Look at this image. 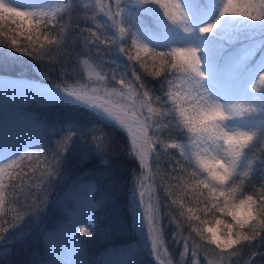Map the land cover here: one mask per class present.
<instances>
[{
	"label": "snow or ice",
	"instance_id": "1",
	"mask_svg": "<svg viewBox=\"0 0 264 264\" xmlns=\"http://www.w3.org/2000/svg\"><path fill=\"white\" fill-rule=\"evenodd\" d=\"M138 3L139 7L135 8L129 6L130 0H115L114 8L111 4H100L105 19L98 21L95 15L84 17L92 21V26L81 27V18L77 17L73 22L72 9L66 5L57 4L47 10L25 6L30 10L21 11L22 6L12 0H0V44L42 62L63 61L62 66H66L73 57H91L95 49V56L101 61L98 64L101 71H104V56L115 54L117 58L111 63L117 68L120 66L117 62L120 54L126 56L124 71L110 70V80L118 87L87 90L49 81L42 84L49 95L38 92L36 97L42 103L72 105L80 102L91 105L127 130L131 152L146 170L139 177L138 194L135 190L132 193L130 211L133 226L146 232L152 255L160 264H164L160 254L164 246L165 217L170 224L175 223L177 238L183 245L181 256L190 255V264H201V256L207 258L212 255L218 264H231V257L237 255L234 246L252 247L254 250L249 253L252 259L245 261V264H252L258 255L255 242L264 243V136L261 135L264 120L259 121L260 126L257 127H244L240 123L250 114L261 111L250 102H234L241 99L230 94L233 89L237 91L241 82L242 62L221 70L209 58L205 67L201 46L186 40L196 30L194 15H200L195 11L194 0H138ZM126 12L130 14L127 17ZM64 16L69 20L62 23ZM145 16L151 17L150 23L144 20ZM228 16L264 20V0H221L218 14L211 22L200 25L199 33L213 32ZM174 44L183 46L172 47ZM78 45L82 50H78ZM160 48L168 50L158 51ZM130 49H136L135 56L130 54ZM259 54L264 56V51ZM150 62L153 66L151 71ZM83 63L91 69L88 60ZM129 69L131 80L128 79ZM93 71L89 72L90 76ZM161 71L180 83L176 85L173 80L161 78V94L155 95L146 77H159ZM95 75L101 82H108L107 72L101 75L95 71ZM255 76L251 89H264V66ZM224 86L229 93L221 91ZM173 87L177 91L173 92ZM229 120L237 123L229 127ZM31 124L40 130L37 139L24 147L6 145L0 149V242H3L0 243V260L10 264V246L24 244L31 233V229L25 233L18 228V222L32 216L39 219L42 207L50 204L62 208L69 221L54 230L39 232L45 255L34 252L29 264H88L82 259L80 244L81 234L86 237L93 235V214L101 204L93 195L95 187L84 177L73 189L81 199L66 195L63 199L56 197L50 201L47 191L56 182L54 177L61 178L59 169L63 154L69 150L74 138L78 134L82 137L84 133L69 132L58 140L49 161L47 157L42 159L46 149L42 125L39 121ZM165 132L168 133L166 138L163 136ZM177 133H186L187 142ZM254 144L256 147L248 155L247 150ZM172 150L179 151V158L171 155ZM95 152L100 153L102 164L108 163L103 159L100 145L96 146ZM165 153L169 154L166 163L171 167L161 170L160 158ZM88 159L90 153L81 152V162ZM258 163L260 179L252 183ZM153 165L156 173L152 171ZM105 174L101 172V175ZM156 176H159V184ZM32 177L40 180L36 185L37 191L23 196L17 185L31 189L29 181ZM256 184H260L259 191ZM158 188H163L166 197L171 198L170 202L166 199L163 205L167 212L162 210L161 200L156 194ZM10 195L17 202L23 196L21 207L24 211L13 209L17 215L5 219V202ZM202 216H211V219H202ZM224 216L230 217L231 222L223 219ZM185 226L186 236L183 234ZM67 231L73 232L79 253V258L72 261L62 259L56 248L58 240ZM164 252L167 254V249Z\"/></svg>",
	"mask_w": 264,
	"mask_h": 264
},
{
	"label": "trees",
	"instance_id": "2",
	"mask_svg": "<svg viewBox=\"0 0 264 264\" xmlns=\"http://www.w3.org/2000/svg\"><path fill=\"white\" fill-rule=\"evenodd\" d=\"M80 2L82 1L68 0L67 6L72 9L71 19L73 22H75L77 17L81 18L80 21L84 20L83 18L86 17V15L83 17L84 11L80 7ZM130 4V7H139L138 0H130ZM61 15H63V13H61ZM91 16L93 15L91 14ZM95 16L98 21L103 20V14ZM68 20L69 17L64 16V21H62V23L67 22ZM144 20L150 23L151 17L145 16ZM89 22L92 24V21L88 20V22H85L86 24L80 23V26H89V24H87ZM12 27H15V25H12ZM254 39L261 42V48L264 47V20L252 21L247 18L225 17V20L217 27V29L204 35L205 43L203 45V57H205V60L210 58L213 63L217 62V60L229 54V50L234 46ZM181 46L182 45L179 44L172 45V47ZM77 47L78 50H82L79 45ZM10 50L14 49L7 48L5 45L0 44L1 73L24 75L30 78L51 81L52 83L59 84H70L72 82L85 80L82 71L80 69H75L72 66L75 59H72L66 66H62L63 61L57 63L50 60H45L43 62L40 61L39 64L36 65L35 61L21 57L20 53L19 56L8 55L7 52ZM157 50L167 51L168 49L160 48ZM133 52L134 51L130 49V53ZM92 56L99 64L101 63L100 58L95 56V49H93ZM114 57L115 54L112 53L104 56L102 62V67L104 69L103 72L110 70V67L113 64L111 61ZM156 67L158 68L159 65L157 64ZM152 68L153 66L150 62L149 71H151ZM129 72L131 73L130 69ZM45 73L47 75H45ZM110 76L111 75L109 74L108 82L113 84L110 80ZM171 77L173 76H166L165 72L161 71L159 77L148 76L146 79L149 82V86L154 89V94L156 95L161 92V78L169 80ZM253 83H255V81L251 82V84ZM165 88H167V84H165ZM255 92L264 97V89ZM56 105L61 108V112L64 111V108L67 109V111L61 113L62 119L59 122H54V115L57 109L55 107L51 108V105L37 102H30L23 105L26 109L34 111L37 117L43 121L42 131L45 132L44 147L46 149L42 154V159L43 157H47V160L50 161L56 142L61 140L62 137L66 136L69 132L84 133L82 137L78 134L74 138V142L70 144L69 150L63 154L64 159L62 167L59 169L61 178L54 177L53 179L56 180V182L51 184L47 189L50 201L54 200L56 197L63 199L69 191L68 188L72 186L76 179L84 177L94 179L96 187L93 195L98 201H101V204L95 210L96 224L93 225V235L86 237L81 234L80 246L82 252L85 255L87 254L88 258H95L111 248H117L118 250L123 251L128 245L136 243L138 245V253L143 256L142 262L144 264V262L149 259V256L144 251L141 242L137 238V234L132 225L133 217L130 211L132 203V184L139 180V177L143 173V168L134 153L131 152V144L128 136L116 124L105 120L89 109L77 107L73 104L66 105L63 103H56ZM257 106L261 111L250 114L245 119L264 117V105ZM53 129L55 131H52ZM167 135L168 133L165 132L163 134L164 138H166ZM177 135L179 138H188L186 133L184 135L177 133ZM93 137H96V139L93 140ZM97 145L101 146L103 159L108 161L107 164H102L100 162L102 157L99 152H95ZM85 151L90 153V159L81 162L80 154ZM171 155L179 158V151L172 150ZM168 159V153L161 156V170L171 167V165L166 163ZM152 170L154 173L157 171L154 165ZM102 171L106 174L101 175ZM91 173H95V175ZM259 179L260 168H257L256 172L253 174L252 183H255ZM156 182L159 184V176H156ZM29 183L32 185L31 189L24 188L22 184L17 185V187L22 189L23 196H29L36 193V185L40 183V180L36 177H32ZM255 187L257 191H259L260 184H256ZM158 192L163 205L166 199L168 202L170 201L171 198L166 197L163 188H158ZM249 194H251V191ZM23 196L19 202H17L15 197L11 195L6 198L5 219H11L17 215V212L13 211V209H18L20 212L24 211L21 207V204L24 202ZM57 208L59 210H57ZM62 210V208L49 204V206L42 207L39 219H37L36 216H32L25 217L23 221L18 222V228L22 229L25 233H28L31 229V233L24 244L16 243L10 246L12 249L10 264H29L34 252H37L38 249V253L44 250L43 240L39 239V232L43 230L50 231L51 229L59 227L63 218ZM162 210L164 212L168 211V209L164 207H162ZM217 215L220 214L217 213ZM225 217L226 216L222 218ZM226 218L231 222L229 217ZM202 219H211V216H202ZM163 225L164 242L170 256L172 257L173 263L190 264V255L184 257L181 256L183 245L177 238L178 234L175 223L170 224L168 218L165 217ZM13 232H15V229ZM183 234L185 236L188 235L187 226H185ZM255 244L258 245V247H255V251L258 252V255L253 258L252 264L258 263V259L261 255L260 253H262L259 251V248L264 246V243L260 244L259 240H257ZM234 247L237 248V255L231 257V264H243L246 260L252 259L249 255V253L254 250L252 247ZM183 258H185L184 261H182ZM207 258L201 256V264H208L209 260ZM0 264H4L3 260H0Z\"/></svg>",
	"mask_w": 264,
	"mask_h": 264
},
{
	"label": "rangeland",
	"instance_id": "3",
	"mask_svg": "<svg viewBox=\"0 0 264 264\" xmlns=\"http://www.w3.org/2000/svg\"><path fill=\"white\" fill-rule=\"evenodd\" d=\"M42 1H43V4L40 3V0H12L14 4H18L22 6L20 9L21 11L30 10V9L24 8L25 6L45 8L47 10V8H50L57 4H63L66 6L68 5V0H42ZM81 1L82 2H80V7L84 11L83 17L85 15L86 17H90L91 14L92 15L103 14V19H105L104 13L101 12L100 10V4H111L113 8L115 7V0H81ZM194 4H195V11L198 12L200 15L198 17L194 15L193 19H194V25L196 26V30L191 35L187 36L186 40L187 42L193 43L197 46H201V49H202L201 55L203 57L204 56L203 45L205 43V40H204L205 34L199 33L198 27L202 25L203 23L211 22L216 17V15L218 14L219 7L221 5V0H194ZM129 6H131V4ZM125 15L127 17L130 14L126 12ZM85 22H88V20L84 19L80 21L81 24H86ZM87 24H89V26H92L91 22ZM109 31H111V29H109ZM108 34L111 35V32H109ZM128 42L129 44L131 43L130 40ZM132 50L134 52L130 54L135 56L136 49H132ZM229 51H230L229 54H227L226 56L222 57L221 59L217 60V62H214V63L217 65L219 69L227 70L233 64L242 62L243 72L241 76V82L238 85L237 91L233 89L230 92L231 95L241 100L234 101V102L247 101L255 105H264V97L257 94L250 87L251 82L255 81L256 79L255 73L262 66H264V56L259 54L261 51H264V47L261 48V42L257 39L248 40V41L243 42L242 44L234 46ZM7 54L8 55L11 54L12 56H19V52H15V50H10L7 52ZM20 54H21V57H25V59L27 60L35 61L36 65H38L40 62V60H37L36 58L32 56H28L23 53H20ZM141 54H144V53L141 52ZM116 58L117 57L115 56L114 59ZM73 59H75V62H73L72 66L75 69H80L82 71V74L85 80L72 82L67 85L74 87V88L83 87L87 90H91L94 87L96 88L107 87L109 89L113 87H118V85H116L115 83L111 84L110 82H107L105 84L97 78V76L95 75V71H99L101 75H105L106 72L101 71V68L98 67L99 63L93 56L89 57V56L82 55L79 57V59L75 57H73ZM84 60L89 61V64L91 65V69L84 65L83 63ZM117 62L120 65L119 68L116 67V64H112L110 67V70L116 69L117 73L124 71L125 63H127V57L124 56L123 54H120L119 60ZM205 67H207V60H205ZM93 69L95 71H93L92 75L90 76L89 72ZM110 70H107V75L109 74L111 75ZM18 77H24V76H18ZM132 78L133 77L128 70V79L131 80ZM117 79H119V75L117 76ZM33 80H36V79H33ZM169 80H173L174 84L176 85H179L180 83V81L178 79H175L174 77H171ZM36 81L41 85V87L35 86L34 84L27 82V80L21 79V78L17 79V82H15V81L9 80L8 76L6 78L5 76L0 74V149L5 147L6 145L8 147L27 146L33 140L37 139L38 136L40 135V130L33 128L31 122L39 121L43 128V121L35 116L34 111H30L26 109L25 107H23V105L28 104L30 102L42 103L36 97V94L38 92L43 95H49V93L43 90V85H42V84H48L49 81H42V80L41 81L36 80ZM61 85L64 86L65 84L61 83ZM171 90L175 92L177 91V88L173 87ZM221 91L224 93H229V89L226 86L222 87ZM160 94L161 92L159 94L157 93L156 95H160ZM104 98L107 99V97H104ZM56 103H60V102L42 103V104L51 105V108L55 107L57 109L54 115V122H59L62 119L61 113L64 111H67V109L64 108V111L61 112L60 110L61 108L57 106ZM73 105H76L77 107H82V106H78L77 103ZM155 106L158 107L159 105H155ZM91 107L93 108L94 111H97L98 114L100 113V115H103L104 117H106L101 112L100 109L95 108L93 106ZM106 118L110 119L108 117ZM261 120H264V117L255 118V119H245L243 122H240V123L244 127H257V126H260L258 122ZM228 123L231 125L237 122L229 121ZM124 132H126L128 136L126 129H124ZM261 135L264 136V127H262ZM128 138L130 140L129 136ZM181 139H184L186 142L188 140V138H181ZM130 144H131V140H130ZM255 147H256L255 144L249 147V149L247 150L248 155H251ZM136 158L139 161V158L138 157ZM257 168H260L259 163L257 164ZM145 171L146 170L143 168L142 175L145 173ZM81 179L82 178L76 179L74 183L72 184V186L68 188L69 191L67 192V195H71L72 199L82 198L81 196L76 195L73 191L74 185L78 183L79 180ZM86 182L96 187V183L94 179L90 177H86ZM149 183H151V181H149ZM138 184H139V180L132 184L131 200H132L133 190H135L137 194L139 192V188L137 187ZM156 194L159 196L158 191ZM162 207H163V204H162ZM57 210L59 209L57 208ZM62 214H63V218H62L61 224L67 223L69 221V217L65 215L63 210H62ZM223 219L227 220L226 217ZM92 224L93 225L96 224L95 212L93 214ZM132 225H133V219H132ZM81 226H85V225H81ZM133 228L135 230V233H137V238L142 244V248L147 253V255L149 253L148 255L149 259H147L144 262V264H159L157 263V261H155L153 256L150 255L152 254V251L150 248V244L147 240L146 232L143 229L138 231L134 226ZM51 230H54V229H51ZM211 247H215V246H211ZM56 248L62 259H65L67 261H72L74 259L79 258L77 242H76L75 236L73 235L72 231H67L60 237V239L57 242ZM164 249H167L165 242H164L163 249L161 250L160 259L164 260L166 264L169 261H171V264H174L172 257L169 254V251L167 250V254H165ZM259 249H260L259 251L264 253V246H261ZM38 251L39 249L37 250L36 253H38ZM138 251H139L138 245L136 243H133V244L128 245V247H126L123 251L118 250L117 248L115 249L111 248L105 251L104 253L98 255L95 258H88L87 254L85 255L82 252L83 253L82 259L87 260L88 264H143L142 262L143 256L140 253H138ZM39 254L41 256H44L45 249L40 251ZM207 259L209 261H212L213 264H218L217 259L214 255L209 256ZM184 260L185 258L182 259V261ZM258 260L259 261L257 264H260V261H264V254H261ZM244 263L245 262H243V264Z\"/></svg>",
	"mask_w": 264,
	"mask_h": 264
},
{
	"label": "bare ground",
	"instance_id": "4",
	"mask_svg": "<svg viewBox=\"0 0 264 264\" xmlns=\"http://www.w3.org/2000/svg\"><path fill=\"white\" fill-rule=\"evenodd\" d=\"M40 3L43 4V1L40 0ZM8 79L17 82V79H20V78H16V77H8ZM27 82H29V83H31V84H34L35 86L41 87V85H40L38 82H32V81H29V80H27ZM20 83H22V82H20ZM126 131H127V130H126Z\"/></svg>",
	"mask_w": 264,
	"mask_h": 264
},
{
	"label": "clouds",
	"instance_id": "5",
	"mask_svg": "<svg viewBox=\"0 0 264 264\" xmlns=\"http://www.w3.org/2000/svg\"><path fill=\"white\" fill-rule=\"evenodd\" d=\"M229 121H230V120H229ZM229 121H228V122H229ZM228 122H227V123H228ZM228 126L231 127V125H230L229 123H228ZM238 139H239V138H238ZM241 142H242V141H241Z\"/></svg>",
	"mask_w": 264,
	"mask_h": 264
}]
</instances>
